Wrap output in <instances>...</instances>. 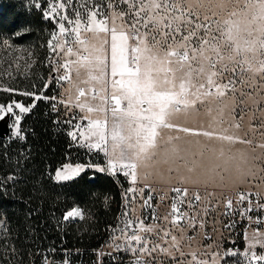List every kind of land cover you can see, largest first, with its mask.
Here are the masks:
<instances>
[{"label": "snow or ice", "instance_id": "1", "mask_svg": "<svg viewBox=\"0 0 264 264\" xmlns=\"http://www.w3.org/2000/svg\"><path fill=\"white\" fill-rule=\"evenodd\" d=\"M30 2L53 25L50 76L39 92L0 83V91L33 101L0 104V121L14 119L12 135L26 139L22 114L41 100L54 112L63 105L70 147L97 161L65 163L50 175L64 182L94 169L128 184L96 264L120 261L119 253L128 264H264V0ZM0 44L23 52L8 39ZM31 56L14 57L0 78L14 79L13 67L19 73L21 60L30 67ZM49 85L60 86L59 96L43 95ZM15 179L5 177L0 191ZM232 188L235 195L226 194ZM69 219L85 213L74 207ZM237 225L243 251L232 239ZM0 233V264H12L19 252L2 216Z\"/></svg>", "mask_w": 264, "mask_h": 264}, {"label": "trees", "instance_id": "2", "mask_svg": "<svg viewBox=\"0 0 264 264\" xmlns=\"http://www.w3.org/2000/svg\"><path fill=\"white\" fill-rule=\"evenodd\" d=\"M52 30L53 25L42 18L30 0H0V41L8 39L14 48L27 46L35 55L30 69L2 84L39 92L50 76L46 58ZM55 89L50 85L43 95H57ZM13 99L26 106L33 102L31 97L0 91V104ZM52 103L36 102L32 112L23 118L21 132L26 139L0 137V183L7 176L16 177L0 191V216L7 221L9 243H14L19 252L12 264H40L44 252L62 243L81 250L99 247L108 236L109 226L117 224L122 210L121 193L128 187L122 178L117 183L92 172L69 182H55L50 174L65 163L75 164L77 151L70 147L73 142L63 123L65 116L60 109L52 111ZM57 118L60 123L55 122ZM74 207L85 213V220L64 221L65 213ZM2 237L0 233V253Z\"/></svg>", "mask_w": 264, "mask_h": 264}, {"label": "built area", "instance_id": "3", "mask_svg": "<svg viewBox=\"0 0 264 264\" xmlns=\"http://www.w3.org/2000/svg\"><path fill=\"white\" fill-rule=\"evenodd\" d=\"M73 149H75L77 152L74 153L75 157V164L76 163H83L87 164L89 162H96L97 157L94 155V153H89L87 149L85 148H80L76 146H72ZM70 158H68L69 160ZM71 161V159L69 160ZM74 164V165H75ZM106 176L116 180V178L108 175L105 173ZM123 179V177H121ZM243 191V190H240ZM264 191V189L262 190ZM169 195H172L171 193ZM189 195H191V192H189ZM153 204H156L157 201L154 197ZM171 203L170 200H166L163 203L160 204L159 208L157 209V214H161V209L164 207L167 208V206ZM145 223H151V215H148V219L145 221ZM111 231V230H110ZM110 231L108 233V236L106 239L103 241V243L96 248H91V249H79V248H72L67 246L65 243L59 244L57 248H52L49 249L48 251L44 252L43 255L49 256L53 261L54 264H61L62 261H64L66 258L69 260L70 264H96L97 261V255L98 251L109 241L110 238ZM232 239L235 240L237 247L242 246L244 243L243 239V231L240 225L236 226L235 231L232 233ZM231 244V240H227L225 242V245ZM54 249V251H52ZM118 255L121 259L120 261H113L111 257L109 256H104L102 257L104 264H128V260L130 257H128L124 253H119L116 254ZM40 264H43V261L41 260Z\"/></svg>", "mask_w": 264, "mask_h": 264}, {"label": "rangeland", "instance_id": "4", "mask_svg": "<svg viewBox=\"0 0 264 264\" xmlns=\"http://www.w3.org/2000/svg\"><path fill=\"white\" fill-rule=\"evenodd\" d=\"M36 2H40V3H43V0H36ZM96 2H100V0H96ZM77 7H79V5H77ZM71 14V13H69ZM0 48H3L2 45H0ZM16 49H22L23 52H20V51H12V50H8V49H3V51H0V60H3V64L0 65V72H5L7 69H8V63L9 61H11L14 57L16 56H20V55H24L25 57L28 56V53L31 52L32 53V56L30 57V60L31 61H34L35 62V55L33 53V51L31 49H29L27 46H17ZM51 55V54H49ZM20 65H21V68L19 70V73L20 72H25L27 71L28 69H30L32 67V64L30 67H27L26 64H25V61L24 60H21L19 61ZM49 66V65H48ZM13 73L16 74L17 73V70L15 69V67H13L12 69ZM9 77L7 75H4L2 78H0V83H4V81H6V79H8ZM54 83V81H53ZM50 86V85H49ZM58 89V90H57ZM60 91H61V88L59 85L56 86V89H55V93L57 94V96H59L60 94ZM27 97V96H25ZM46 101V100H45ZM58 108L61 110V112L63 113V115L65 116V107L63 105H57ZM18 111V110H17ZM29 113H26V114H22V119H21V123H20V128H21V124H22V121H23V118L28 115ZM68 117H64V119H67ZM14 124V119H10L9 117H5V120L3 121H0V136H5L6 138H9V137H14V138H17L16 136L12 135V133L14 132V128L12 127V125ZM65 124V123H64ZM68 128H69V125L68 124H65ZM74 165V164H73ZM128 186V184H127ZM157 188H166L167 185H163V184H158L156 185ZM264 188H262L261 190H263ZM239 190H245L244 186H240ZM237 191V189L235 188H232V189H229V190H226V194H229V195H235V192ZM191 192V190H190ZM145 195H147V192H145ZM167 211V208L163 206V208L161 209V213H164ZM120 217V216H119ZM71 220V219H70ZM118 222V221H117ZM117 225V224H116ZM233 245L231 244H227L225 245V247H232ZM239 249L241 248V246L238 247ZM234 259V258H233Z\"/></svg>", "mask_w": 264, "mask_h": 264}, {"label": "crops", "instance_id": "5", "mask_svg": "<svg viewBox=\"0 0 264 264\" xmlns=\"http://www.w3.org/2000/svg\"><path fill=\"white\" fill-rule=\"evenodd\" d=\"M86 172H92V173H96V174H102V175H105V173H99V172H96L94 169H87L85 172H82L78 177L82 176L84 173ZM78 177L74 178L73 180L77 179ZM94 176H92L91 178H93ZM72 181V180H70ZM56 182V181H55ZM65 182H69V181H64V182H57V183H65ZM158 185V184H157ZM73 221H76V220H79V219H71ZM245 247V243L242 244L240 250L243 251ZM257 251H259V249H257Z\"/></svg>", "mask_w": 264, "mask_h": 264}, {"label": "water", "instance_id": "6", "mask_svg": "<svg viewBox=\"0 0 264 264\" xmlns=\"http://www.w3.org/2000/svg\"><path fill=\"white\" fill-rule=\"evenodd\" d=\"M0 137H5V136H0Z\"/></svg>", "mask_w": 264, "mask_h": 264}]
</instances>
